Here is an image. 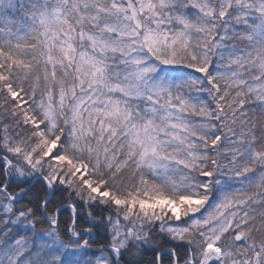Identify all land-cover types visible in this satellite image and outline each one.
Instances as JSON below:
<instances>
[{
    "label": "snow or ice",
    "instance_id": "1",
    "mask_svg": "<svg viewBox=\"0 0 264 264\" xmlns=\"http://www.w3.org/2000/svg\"><path fill=\"white\" fill-rule=\"evenodd\" d=\"M149 248L264 264V0H0V264Z\"/></svg>",
    "mask_w": 264,
    "mask_h": 264
},
{
    "label": "trees",
    "instance_id": "2",
    "mask_svg": "<svg viewBox=\"0 0 264 264\" xmlns=\"http://www.w3.org/2000/svg\"><path fill=\"white\" fill-rule=\"evenodd\" d=\"M69 218H70V212L63 211L61 213L62 227H63V222L67 221ZM41 227H46V225H42ZM157 240H163L162 247L164 248L176 247L177 245L180 244V242L178 241L169 242V239L166 236L157 237ZM96 241L98 243H103L105 241V235L103 232H99L96 234ZM180 250L182 251L183 249L181 248ZM139 259L142 260V264H152V261L154 259V251L151 248L145 249L144 251L141 252ZM165 264H167V258H165Z\"/></svg>",
    "mask_w": 264,
    "mask_h": 264
}]
</instances>
